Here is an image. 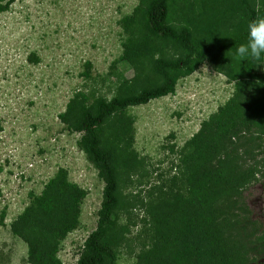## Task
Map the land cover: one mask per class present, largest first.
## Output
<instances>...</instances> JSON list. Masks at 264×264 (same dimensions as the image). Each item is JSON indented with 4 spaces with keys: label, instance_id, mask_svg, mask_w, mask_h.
Instances as JSON below:
<instances>
[{
    "label": "trees",
    "instance_id": "16d2710c",
    "mask_svg": "<svg viewBox=\"0 0 264 264\" xmlns=\"http://www.w3.org/2000/svg\"><path fill=\"white\" fill-rule=\"evenodd\" d=\"M12 1L0 0V13ZM206 1L210 2L202 5ZM215 1L138 0L134 15L120 25L125 33L132 25L142 35L125 45V60L140 73L150 64L158 82L147 79L89 107L73 98L59 116L71 132L81 135L78 147L104 183L96 228L75 264H116L113 248L121 236L116 233L119 198L114 157L128 158L132 125L123 112L174 95L177 81L205 62L229 83L237 82L235 98L242 101L236 109L228 103L202 123L179 151L178 173L168 184L151 186L133 197L137 201L130 211L136 206L143 211L133 223L140 226L135 264H260L256 256L264 254V229L250 219L243 191L255 180L257 154H264V72L259 70L264 68V59L238 58L235 46L247 42L249 23L264 17V0ZM178 2L183 5L178 13L183 24L175 27L167 21ZM202 18L207 24L199 27L196 21ZM148 40L164 44L161 47L176 56H163L162 49L150 47ZM87 66L85 77L89 79ZM259 82L263 83L261 90L245 93L247 85L258 87ZM257 101L260 107L241 114L242 107ZM136 164L129 167V177L138 173ZM85 196L59 168L41 193L31 197L10 225L11 232L27 246L29 264H61L59 243L77 228Z\"/></svg>",
    "mask_w": 264,
    "mask_h": 264
},
{
    "label": "rangeland",
    "instance_id": "374dc122",
    "mask_svg": "<svg viewBox=\"0 0 264 264\" xmlns=\"http://www.w3.org/2000/svg\"><path fill=\"white\" fill-rule=\"evenodd\" d=\"M137 6L138 0H13L0 13V264H29L27 246L11 232L10 225L59 168L67 172L70 183L86 192L77 228L59 243L60 263L75 264L86 238L95 230L104 183L78 147L81 135L71 132L59 116L73 98L89 107L147 79L158 82L150 64L140 73L125 60V45L142 35L132 25L125 33L120 25L134 15ZM180 6L178 2L171 9L167 21L175 27L183 24ZM196 24L204 27L207 23L202 18ZM149 42L150 47L161 48L163 56H176L161 47L164 44ZM152 55L158 57V51L154 49ZM87 64L89 79L85 77ZM259 70L264 72V68ZM236 84L205 62L177 81L174 95L123 112L132 125L128 158L114 157L119 198L116 233L121 236L113 248L116 264H135L139 251L140 226L133 223L143 211L138 206L130 211L137 201L133 197L151 186L168 184L177 175L178 153L202 123L228 103L234 109L241 103L235 98ZM259 84L247 85L245 93L261 90L263 83ZM258 103L242 107L241 114L260 107ZM103 129L107 136L108 129ZM257 155V174L243 197L250 219L262 231L264 154ZM134 161L140 168L129 177ZM256 258L257 263H264V254Z\"/></svg>",
    "mask_w": 264,
    "mask_h": 264
},
{
    "label": "clouds",
    "instance_id": "9594fccd",
    "mask_svg": "<svg viewBox=\"0 0 264 264\" xmlns=\"http://www.w3.org/2000/svg\"><path fill=\"white\" fill-rule=\"evenodd\" d=\"M235 50L238 58L264 59V17L258 16L249 23L247 42L235 46Z\"/></svg>",
    "mask_w": 264,
    "mask_h": 264
}]
</instances>
